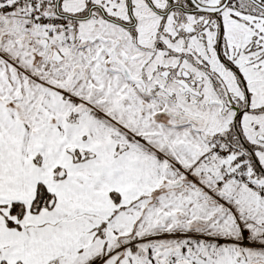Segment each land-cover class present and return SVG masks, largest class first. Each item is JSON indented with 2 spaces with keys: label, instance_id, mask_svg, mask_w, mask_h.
Here are the masks:
<instances>
[{
  "label": "snow or ice",
  "instance_id": "snow-or-ice-1",
  "mask_svg": "<svg viewBox=\"0 0 264 264\" xmlns=\"http://www.w3.org/2000/svg\"><path fill=\"white\" fill-rule=\"evenodd\" d=\"M0 264H264V0H0Z\"/></svg>",
  "mask_w": 264,
  "mask_h": 264
}]
</instances>
